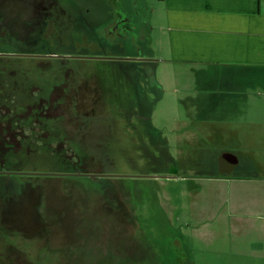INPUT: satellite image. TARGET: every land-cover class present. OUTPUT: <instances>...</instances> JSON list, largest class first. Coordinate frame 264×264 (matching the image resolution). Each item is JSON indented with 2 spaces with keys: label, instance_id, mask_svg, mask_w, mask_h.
<instances>
[{
  "label": "flooded vegetation",
  "instance_id": "obj_1",
  "mask_svg": "<svg viewBox=\"0 0 264 264\" xmlns=\"http://www.w3.org/2000/svg\"><path fill=\"white\" fill-rule=\"evenodd\" d=\"M131 1L0 0V264H80L60 252L77 245L76 230H66L59 220L36 218L34 224V181L86 177L113 199L116 183L106 179L125 176L117 173L124 164L135 167L136 148L145 161L154 157L147 141L165 150L141 93L136 105L130 91L126 111L116 103L117 66L127 65L129 84L150 76L146 39L131 36L136 30ZM104 34L109 50L101 52ZM135 61L139 69H130ZM125 136L128 148L119 164L114 142ZM217 146L220 153L204 162L207 170L240 173L244 160L237 149ZM143 178L148 181L139 184L155 189L158 180L174 176ZM134 188L128 185L130 198ZM123 214L129 220V212ZM134 238L129 235L130 252ZM172 245L160 249L165 264L182 258Z\"/></svg>",
  "mask_w": 264,
  "mask_h": 264
},
{
  "label": "rangeland",
  "instance_id": "obj_2",
  "mask_svg": "<svg viewBox=\"0 0 264 264\" xmlns=\"http://www.w3.org/2000/svg\"><path fill=\"white\" fill-rule=\"evenodd\" d=\"M132 1L136 30L131 36L146 39L144 53L150 61L145 72L150 76L129 84L127 65L117 66L113 70L118 76L116 103L126 111L130 91L136 105L137 92L141 93L146 103L143 110L150 114L153 126L164 136L165 150L147 141L154 155L152 160L146 156L145 161L141 149L136 148L135 167L127 168L124 164L117 173L125 176L106 179L116 183V197L127 199L129 220L121 210L111 207L113 211L103 210L104 192L98 193L88 178H49L74 183L77 190L86 193V206L90 209L87 222L77 219V215L74 218L76 203L65 205L64 215L60 214L59 201L48 210L50 213L46 212L45 219L59 220L66 230L73 228L80 234L77 245L67 247L61 257L73 256L80 264H165L162 258L166 254L160 249L169 250L174 242L171 250L181 252V262L167 264H264L261 247L264 245V138L258 141L255 135L264 134V98L240 96L238 99L228 95L231 86L237 87L245 81L259 83L261 73L173 62L161 30L164 10L161 0ZM103 29L107 31L105 26ZM107 39L105 34L101 37L103 43L98 45L101 52L109 50L104 47ZM139 65L137 61L131 62L129 68L139 69ZM218 133L227 138L231 133L244 136L242 146L235 150L244 160V167L235 176L253 179V183L215 184L201 180L217 175L216 171L209 172L204 162L220 153L217 150L220 137L210 136ZM114 148L121 164L122 151L126 153L128 148L126 136L119 137ZM133 174L140 177L133 178ZM161 176L174 178L158 180L155 189L150 183L139 184V180L148 181L143 177ZM56 181L49 186L55 187ZM128 185L135 186L133 198L127 194ZM106 216L111 218L109 222ZM133 233L130 252L129 235Z\"/></svg>",
  "mask_w": 264,
  "mask_h": 264
},
{
  "label": "crops",
  "instance_id": "obj_3",
  "mask_svg": "<svg viewBox=\"0 0 264 264\" xmlns=\"http://www.w3.org/2000/svg\"><path fill=\"white\" fill-rule=\"evenodd\" d=\"M161 2L164 6L161 30L166 51L173 62L227 68L239 73L258 71L261 73L259 83L245 81L237 87L231 86L232 92L228 95L234 98L244 96L245 99L264 98V0ZM215 135L220 137L223 145H234L235 149L242 146L244 136L239 133H231L228 138L221 133L210 136ZM255 135L258 141L264 138L262 132ZM201 180L237 185L254 181L229 175L206 176ZM261 247L263 249L264 245Z\"/></svg>",
  "mask_w": 264,
  "mask_h": 264
},
{
  "label": "water",
  "instance_id": "obj_4",
  "mask_svg": "<svg viewBox=\"0 0 264 264\" xmlns=\"http://www.w3.org/2000/svg\"><path fill=\"white\" fill-rule=\"evenodd\" d=\"M55 180H57L55 183L56 186L52 188L51 186H49V184ZM72 185L75 188H73ZM76 187L77 186L72 183H69L66 181H58V179H46L43 181H40V180L34 181V217L35 219L40 218L42 222H45L46 212L53 206H57L58 204L56 203V201H59L60 203L59 208L62 209L60 210L61 215L65 214L64 213L65 205L67 204L71 205L73 203H76V205L73 207L74 218L77 215L78 216L77 219H83V222L86 219V222H87L86 217L89 215V212H90V209L86 206V199L88 198L86 197L85 195L86 193L84 191L77 190ZM98 193H102V192H98ZM108 193L111 194V191H108ZM112 193H114V191H112ZM77 198H80L82 200L77 201ZM101 198L103 199V201L101 202L103 210L113 211L117 208H120L121 211L123 212V210L126 211L129 208V206L127 205V199L126 200L125 198L122 199V197L120 196L118 197L114 196L113 199L112 198L110 199L109 196L102 195ZM106 199H109V202H106ZM110 207L113 208V210L110 209ZM105 220H108L109 222L111 218L106 216ZM70 229H73V228H70ZM60 248H64V247H60ZM60 252L62 254L64 253L62 252V250Z\"/></svg>",
  "mask_w": 264,
  "mask_h": 264
}]
</instances>
